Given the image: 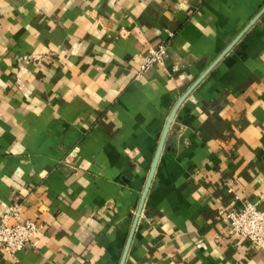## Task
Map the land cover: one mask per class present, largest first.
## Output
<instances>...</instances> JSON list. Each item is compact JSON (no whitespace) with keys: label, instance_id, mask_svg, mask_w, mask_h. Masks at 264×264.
Returning <instances> with one entry per match:
<instances>
[{"label":"crops","instance_id":"obj_1","mask_svg":"<svg viewBox=\"0 0 264 264\" xmlns=\"http://www.w3.org/2000/svg\"><path fill=\"white\" fill-rule=\"evenodd\" d=\"M247 202L264 209V0H0V222L20 204L42 227L0 264H264L229 234Z\"/></svg>","mask_w":264,"mask_h":264},{"label":"built area","instance_id":"obj_2","mask_svg":"<svg viewBox=\"0 0 264 264\" xmlns=\"http://www.w3.org/2000/svg\"><path fill=\"white\" fill-rule=\"evenodd\" d=\"M169 58L166 44L150 48L141 72L154 67H164ZM227 216L231 222L230 235L241 236L248 240L253 248L264 250V209L247 202L241 208L230 209ZM41 229L35 220L23 217L20 204H14L0 222V249L14 256L29 246Z\"/></svg>","mask_w":264,"mask_h":264},{"label":"water","instance_id":"obj_3","mask_svg":"<svg viewBox=\"0 0 264 264\" xmlns=\"http://www.w3.org/2000/svg\"><path fill=\"white\" fill-rule=\"evenodd\" d=\"M223 56H221L219 58V60L222 58ZM182 105V102H180L179 104H177V106L174 108L166 126H165V129L163 131V134H162V137H161V140H160V144H159V147H158V150H157V153H156V156H155V162H154V168L158 165L159 163V160L162 156V153L164 151V148H165V144H166V140L168 138V135L170 133V130L172 128V125L176 119V116H177V113H178V110L180 108V106Z\"/></svg>","mask_w":264,"mask_h":264}]
</instances>
